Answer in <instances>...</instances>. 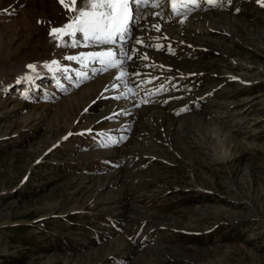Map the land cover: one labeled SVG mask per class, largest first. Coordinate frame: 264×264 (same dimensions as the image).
<instances>
[{"label":"rangeland","instance_id":"374dc122","mask_svg":"<svg viewBox=\"0 0 264 264\" xmlns=\"http://www.w3.org/2000/svg\"><path fill=\"white\" fill-rule=\"evenodd\" d=\"M57 1L0 0V264H264V4L222 0L182 32L163 24L208 51L173 50L198 76L180 79L186 100L152 112L132 97L92 105L102 94L88 88L107 79L29 101L17 70L62 52L47 27L68 16ZM109 103L126 114L103 119ZM129 119L132 140L99 147V131Z\"/></svg>","mask_w":264,"mask_h":264},{"label":"snow or ice","instance_id":"6c2138e0","mask_svg":"<svg viewBox=\"0 0 264 264\" xmlns=\"http://www.w3.org/2000/svg\"><path fill=\"white\" fill-rule=\"evenodd\" d=\"M162 2L163 0H59V3L69 15L63 25L51 27L49 35L62 48L87 47L99 49L86 53L81 52L78 55H66L64 59L76 61L85 68L90 64H99L102 66V70L105 71L121 69L117 79H123L128 75L123 70L126 62L132 59L125 45L127 40L132 38L133 27H138L142 9L148 6L158 8ZM167 2L173 16L186 19L195 9L201 6V3L219 6L222 0H167ZM258 3L264 4V0H258ZM78 4L79 6H77ZM71 13H75V15H71ZM183 22L184 20H181V23ZM157 30H159L158 26ZM64 37L69 39L65 40ZM136 42L143 44L142 39H137ZM147 46L151 47V45ZM156 47L159 50L162 46ZM137 59L147 60L148 57L145 53L138 56ZM27 67L33 72L37 70L34 64H29ZM45 67L49 71L54 68L58 71H68L58 60L51 61ZM134 74L139 75V73ZM80 75L82 77L87 76L86 73H80ZM25 79L31 80L32 77H25ZM151 82V80L147 81V83ZM163 90V88L158 89V91ZM128 91L133 95L136 94L131 88ZM25 98H27V94H25ZM144 102L147 103V101ZM181 111L186 112L189 109L184 108ZM100 135L104 139L103 146L105 147L119 143V140L114 139L106 132ZM120 139H123V137Z\"/></svg>","mask_w":264,"mask_h":264},{"label":"bare ground","instance_id":"6f19581e","mask_svg":"<svg viewBox=\"0 0 264 264\" xmlns=\"http://www.w3.org/2000/svg\"><path fill=\"white\" fill-rule=\"evenodd\" d=\"M6 1V0H5ZM39 6V5H38ZM77 6H79V4L77 5ZM60 11V10H59ZM58 11V12H59ZM58 12H50L49 13V16H52V17H55V19H56V14L58 13ZM68 15H69V13H68ZM71 15H75V13H71ZM200 18V17H199ZM54 19V20H55ZM180 20V19H179ZM30 21L31 20H29L27 23H30ZM66 21V20H65ZM64 21V22H65ZM211 22V21H210ZM178 23H179V21H177V23H176V25H178ZM220 30H222L221 29V27L219 28ZM198 29H195L194 31L193 30H188V32H195V31H197ZM199 30H201V29H199ZM204 30V29H203ZM213 31H209L208 33H212ZM140 35H142V36H144V33L143 32H141L140 33ZM215 35V34H214ZM163 37V36H162ZM193 38V37H192ZM46 39V38H45ZM49 39V38H48ZM172 39V36H169V37H167L164 41L165 42H167V41H169V40H171ZM196 41V40H195ZM205 45V44H204ZM3 47V46H2ZM58 48H60V47H58ZM57 48V49H58ZM82 48V47H81ZM81 48H79V49H81ZM84 50H85V48H83ZM59 50V49H58ZM58 50H57V52H58ZM194 50H199V51H208V49H206V48H197V49H194ZM2 53L4 54V56L7 58L9 55H8V53H9V50L8 49H6L5 50V48H3L2 49ZM152 54H153V57H155V58H159L160 57V60H171V57L169 56V55H166V54H158V53H154V52H152ZM40 55V54H39ZM66 56V55H65ZM5 59V58H4ZM38 59V60H37ZM37 59H35L34 61H36V62H34L33 64L34 65H36V71L35 72H33L31 69H29L28 67H27V65H29V64H27V65H25V66H23L21 69H19V70H17V75H18V80H19V78L20 79H23L25 82H27V84H33V83H36L37 81H36V78H42V76H47V75H53L56 71H58V70H56L55 68L52 70V71H49V69L47 68V67H45V65L46 64H48V63H50L51 61H49V60H45V61H43V60H41L40 58H37ZM47 62V63H46ZM155 62H157V60H155ZM77 63V62H76ZM148 64V62H146V60H143V59H138V64L137 65H142V66H146ZM172 65V64H171ZM76 66V65H75ZM77 66L79 67V66H81V64H79V63H77ZM76 66V67H77ZM134 67H135V65L134 64H128L127 66H126V68L124 67V71H134ZM186 71V70H185ZM185 71H180L179 72V74L181 75V76H179V78L180 79H191V78H194V77H197L198 76V74L197 73H195V72H191V73H187V72H185ZM187 71H189V70H187ZM184 72H185V74H184ZM117 75V74H116ZM114 76V75H113ZM25 77H32V79L31 80H28V79H25ZM116 77V76H115ZM114 77V78H115ZM112 79V78H111ZM131 79V77H124V79L122 80V81H120V83H119V81H117V79L116 80H114V81H112L111 83H107V82H105L102 86H98V84L96 83V86H94V88H88V91H90L91 93H95V94H102V95H105L106 93H108L112 88H113V86L118 82V84L120 85L121 84V82H124V81H126V80H130ZM107 81V80H106ZM92 86V85H91ZM117 87V86H116ZM127 94H130L129 92H127ZM83 95V94H82ZM101 95V96H102ZM84 96V95H83ZM100 96V97H101ZM82 97V96H81ZM103 97V96H102ZM83 98V97H82ZM81 98V99H82ZM88 98V97H87ZM82 100H84V99H82ZM134 100V98L132 99V101ZM81 101V100H80ZM84 102V101H83ZM135 103V102H134ZM82 104H84V103H82ZM136 104V103H135ZM85 105V104H84ZM49 106H52L51 104L49 105ZM49 106H46V105H44V108H45V113H46V115L49 113V112H51V108L52 107H49ZM54 107V106H53ZM43 108V107H42ZM181 108H183V106H181V104H178V106H177V109H181ZM79 109V108H78ZM50 114V113H49ZM133 115V114H132ZM134 116V115H133ZM137 116V118H136V121L133 119V121H135V123H137V119H138V115H136ZM161 116V115H160ZM162 116H164V115H162ZM169 116V115H168ZM168 116H165V117H168ZM161 118V117H160ZM163 118V117H162ZM172 118H174V117H172L171 116V119ZM165 119V118H164ZM171 119H169V120H171ZM131 120L132 119H129V121H127V122H123V124L121 125V127H122V129H123V131H125L123 134H122V136H126V138L127 139H129L130 137H128L129 136V134H131L132 133V130H130V128H131V125H133V122H131ZM163 120V119H162ZM173 120V119H172ZM164 121V120H163ZM186 121H187V119H186ZM183 122V121H182ZM188 122L189 121H187L186 123H185V121H184V123L183 124H180L182 127H185V128H187V130H189V125H188ZM172 123L174 124V123H177L176 121H175V118H174V120L172 121ZM163 124V123H162ZM181 128V127H180ZM133 132H135V130H133ZM158 132H160L159 130H158ZM136 135H134V137H138V138H140V134H138L139 133V131H137L136 130ZM179 133V132H178ZM189 134V133H188ZM128 135V136H127ZM142 136V135H141ZM157 137V136H156ZM155 137V138H156ZM132 138L133 137H131L130 139L132 140ZM146 138V137H145ZM150 138V137H149ZM149 138H147V139H149ZM160 138H163L162 136H160ZM129 139V140H130ZM164 139V138H163ZM126 140V139H125ZM137 140V139H136ZM146 141V140H145ZM149 142V141H148ZM161 143L160 142V139H157V143ZM126 143H127V141H126ZM137 143V142H136ZM168 147H170V145H169V143H168ZM167 152V151H166ZM173 152V151H172ZM156 153V152H155ZM176 155V154H175ZM150 157H151V155H150ZM178 157V156H177ZM180 158V157H179ZM194 160V159H193ZM191 161V160H190ZM189 161V162H190ZM192 169V168H191ZM129 249H132V248H129ZM134 255V254H133Z\"/></svg>","mask_w":264,"mask_h":264}]
</instances>
